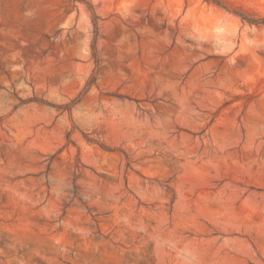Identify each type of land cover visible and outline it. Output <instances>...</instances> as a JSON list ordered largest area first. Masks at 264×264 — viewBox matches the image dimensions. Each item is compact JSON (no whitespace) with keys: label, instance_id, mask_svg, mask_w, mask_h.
Here are the masks:
<instances>
[{"label":"rangeland","instance_id":"374dc122","mask_svg":"<svg viewBox=\"0 0 264 264\" xmlns=\"http://www.w3.org/2000/svg\"><path fill=\"white\" fill-rule=\"evenodd\" d=\"M0 0V264H264V0Z\"/></svg>","mask_w":264,"mask_h":264},{"label":"trees","instance_id":"16d2710c","mask_svg":"<svg viewBox=\"0 0 264 264\" xmlns=\"http://www.w3.org/2000/svg\"><path fill=\"white\" fill-rule=\"evenodd\" d=\"M212 1L217 2L218 4H220L218 0H212ZM239 14L241 15L242 19L247 20L249 23H255V24L264 23V18L251 19V18H248V17H246L245 15H243L241 13H239Z\"/></svg>","mask_w":264,"mask_h":264}]
</instances>
